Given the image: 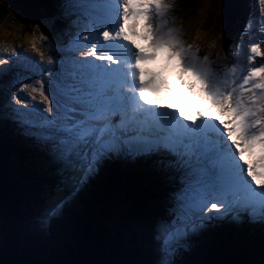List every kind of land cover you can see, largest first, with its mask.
I'll use <instances>...</instances> for the list:
<instances>
[{"label": "snow or ice", "instance_id": "obj_1", "mask_svg": "<svg viewBox=\"0 0 264 264\" xmlns=\"http://www.w3.org/2000/svg\"><path fill=\"white\" fill-rule=\"evenodd\" d=\"M254 3L264 29V0ZM172 7L165 0H56L43 22L65 20L75 31L61 29L68 40L50 48L53 55L32 46L40 62L28 71L40 78L13 85L15 107L7 105L0 121H12L37 144L70 189L95 175L104 162L121 157L153 158L158 168L178 177L168 203L151 221L155 246L149 258L133 264H201L184 254L194 237L224 220L259 226L258 242L250 247L258 246L260 259L238 264H264V62L256 61L264 57V34L253 32L250 21L235 51L214 66L209 54L197 55L199 48L169 25V18L175 19ZM141 16L146 48L133 43L135 25L127 24ZM40 39L48 38L42 34ZM159 53L181 73H190L226 119L202 112L193 117L157 105L151 99L154 78L146 79L142 64ZM8 63L0 59V65ZM5 71L0 69V76ZM37 96L40 103H31ZM245 151H255V160H244ZM63 202L58 192L50 193L48 205L32 222L34 229L42 232ZM30 242L22 229L8 237L0 222V251L9 243L24 248Z\"/></svg>", "mask_w": 264, "mask_h": 264}, {"label": "trees", "instance_id": "obj_2", "mask_svg": "<svg viewBox=\"0 0 264 264\" xmlns=\"http://www.w3.org/2000/svg\"><path fill=\"white\" fill-rule=\"evenodd\" d=\"M185 1L187 14H192L206 0ZM235 1L237 0H208L206 17L199 25L202 36L209 31L210 35H214V39H218L220 34L234 30L236 14L233 12L237 9L234 6L237 3ZM52 6L50 0H0V21L4 18L3 14L7 13L22 26H35L45 14L53 10ZM210 9L214 12L213 16L207 17ZM7 121L0 127V217L3 218L2 223L8 237L16 230L22 229L28 232L31 242L24 248L7 244L0 251V264H8L13 260L27 261L29 264H133L135 261L149 258L137 237L124 240L116 229L117 224L111 228L112 222L121 212L139 221L147 220L151 227L153 218L158 216L168 203L169 195L165 194L167 189L164 188L167 179H158L155 183L156 190H160L158 195L143 199L133 198L139 191V185L138 178L132 173L133 186L127 189L125 199L118 204L114 201L113 191L104 189L98 194L99 207L83 205L76 213L61 211L62 219L57 225L56 233H46L44 229L42 232H34L32 227L21 219L22 215L26 209L43 205L50 193L59 190L61 182H58V174L53 172L56 167L35 162L32 152L22 149V145L17 142L19 136ZM258 239L259 237L256 240L250 237L247 244L236 252H227L219 241L209 243L202 239L199 244L191 245L184 254V259L199 261L201 264L258 261V246L250 247L253 242H258Z\"/></svg>", "mask_w": 264, "mask_h": 264}, {"label": "rangeland", "instance_id": "obj_3", "mask_svg": "<svg viewBox=\"0 0 264 264\" xmlns=\"http://www.w3.org/2000/svg\"><path fill=\"white\" fill-rule=\"evenodd\" d=\"M165 1H168L169 4L174 5V0H165ZM176 2L177 1H175V3ZM254 4L256 5V7L259 6L257 3H254ZM206 6H209V3ZM179 9L180 8L178 5L170 8L169 9L170 17H176L177 16L176 12H178ZM210 10H211V12L209 10L207 12V17L213 16L214 12L212 11V9H210ZM202 13H203V10H200L197 14L191 16L184 23L183 26H185V24L190 19H192L193 17H197ZM3 16L5 17L4 21L0 23V44H1L0 47H2V53L0 54V59H6L9 61V63H8V65H0V69H6L4 74L2 76H0V92L5 94V96H7V101L3 96H0V113H5L8 111L7 109H5V107L7 106V102L10 99L11 92L15 90V88L13 87L14 84H18L19 81L31 83L34 80L40 78L39 73L28 72V69L32 66L31 62L39 58L35 54L37 52L32 51V46L35 45L36 49L39 51H45L48 47L53 49V46H52L53 43L54 44L65 43L63 39L66 38L67 33L61 31V29L68 26L67 28L70 30L68 22L61 20V21H58L56 25H49V24H45L44 22H42L40 24V26L38 27L39 30L36 31L34 29H31L29 31V29H30L29 27H25V28H27V29H25L24 27L20 26L18 24V22L16 20H14V17H12L11 15L4 13ZM257 17H258V13H257V15H255V17L253 19L254 23L251 22V23H253L250 25L251 30L253 32H258V33L264 34V29L261 28L260 21L258 20ZM169 19H171V18H169ZM246 24H248V23L245 21H243V23L241 22V24H239L238 27L240 29V32H242V33L244 32ZM169 25L172 26L170 23H169ZM183 26H181L179 28H182ZM192 26H194V25H192ZM175 29H178V28H175ZM199 29H201V28H199ZM196 30H198V27L196 28ZM53 32H56V35H54ZM42 34H43V36L47 37L48 39L47 40H41L40 37ZM33 37H34V39H33ZM61 37H63V38L60 39ZM11 42H13L12 45L10 44ZM192 42H197V43H199V45L205 44L204 40H200V41L194 40L191 37L188 43H192ZM224 43H225V40L223 37H221L217 42H211L209 44V46L207 45L208 49H216L218 47L219 48L221 47V49H222L221 50L222 53L220 55L221 61H217V66H219V64L222 62L223 58L228 57L229 54L231 53V52L226 51ZM237 44H238V42H236L232 45V47H231L232 52L235 51ZM210 45L212 47H210ZM256 61L257 62H264V57H257ZM32 74H34V75H32ZM31 75L33 76V79L31 77ZM18 95H21L25 99L30 100V98H28L26 96V94L18 93ZM31 103L39 104L40 103L39 97L37 96L36 100L31 101ZM8 104L11 105L12 107H15V105L12 104L11 99H10V102ZM2 122L3 121H0V123H2ZM14 132L17 133V135H19L21 137V139L19 141H21L23 143V147H28V148L35 151L34 153H35V159L36 160H38L39 162L50 161L47 158L46 154L42 151V149L37 144L32 142L30 139L25 137L18 128ZM112 161H113V159L104 162L95 175L87 178L76 189H70V188L66 187L64 184L59 186V190L57 192L60 196H62L64 198V202H63V204L59 210H64V211L66 210V211H70V212L75 213L80 209V207L82 205H85V204H87V205L89 204L90 206L95 207V208L99 207L100 201H99V198L97 197V194L95 196H93V195L88 196L89 195L88 194L87 195L89 197L88 198L86 196L85 192H87L88 189H89L88 192H90V190H92L91 188L95 184L100 186V184H99L100 182L102 184L100 187L98 186L97 192L102 191L103 188H105V187H111L115 193V201L120 202L124 198L123 189L125 188V186L128 185V176L132 170H135L141 176V179H142V181H141L142 189L140 190V192L137 196L139 198L143 199L146 196L155 193V191L153 190V187H152V182H153V179L155 178V176H153L149 180V184L146 186V185H144V180L146 178V175H145V173L141 172V170H143V168L128 167L124 176L120 177V176L116 175L117 178H119L121 181H123V182H121V185H119V188L121 189V193H120V196L118 197V193H116L115 187H113L112 181H111L115 177V175H113L111 177H108L107 175H105L104 178L100 177L101 169L106 164H111ZM121 164H123V163H121L120 160L117 161L115 168L118 170L120 168ZM146 170H147V174L149 175V168H146ZM164 174L167 175L170 173L161 172L157 175H164ZM58 179H60V178H58ZM84 190H85V192H84ZM48 203H49V197H48V199H46V202L43 205H37V206L33 207L32 209H26L25 214L22 215L21 219L24 220L28 224V226L32 227V231L36 232V230H34L33 226H31V225H33L32 220L38 215V213L44 207H46L48 205ZM121 214H122L121 212L119 214H117L114 217V221L117 220L116 224L118 225V227L116 229L118 230V232H120L122 234L123 239L128 240L130 238L137 237V239H139V241H140L142 248L144 247L143 251L150 254L151 250L155 246V242L152 238L151 228H150L149 224L147 223V220L139 221V220H136L134 218H130V217H127L126 215H121ZM59 216L60 215L58 212L55 216H53L52 218H50L47 221L46 225L44 226L45 231H47L48 233H55L56 232V225L59 221ZM2 220H3V218L0 217V222H2ZM226 223L234 224L228 220H224V221H221L218 225L216 224L215 227L219 228L220 226L225 225ZM238 225H240L239 228L244 226V225H242V223L238 224ZM112 228H113V222H112ZM248 230L249 229L246 228L247 232H248ZM255 231L259 232L260 230H255ZM257 232H255V235L257 234ZM202 236H208L209 238H218L220 241H222L224 243V245L228 251L235 249L238 245L241 244V241L243 240L241 238L242 237L241 236V237H239L238 240L235 241L233 238H231L230 234L226 235L225 233L222 234V236H220L218 234H213V233L203 234ZM202 236H196L194 238L199 240L202 238ZM223 236H224V238H223ZM243 238H244V236H243Z\"/></svg>", "mask_w": 264, "mask_h": 264}, {"label": "bare ground", "instance_id": "obj_4", "mask_svg": "<svg viewBox=\"0 0 264 264\" xmlns=\"http://www.w3.org/2000/svg\"><path fill=\"white\" fill-rule=\"evenodd\" d=\"M50 1H56V0H50ZM166 2V1H165ZM202 2V1H200ZM235 2H238L235 1ZM167 3V2H166ZM234 4V3H232ZM236 4V3H235ZM197 5V4H196ZM199 5H201V3H199ZM233 6V5H232ZM236 6V5H234ZM198 7V6H197ZM235 8V7H234ZM226 8H223V10H225ZM196 10V9H195ZM236 10V9H235ZM221 11V10H220ZM205 12V9L203 10V13ZM221 13V12H220ZM225 13V12H224ZM235 13V12H233ZM218 14V13H217ZM229 14V12L227 13ZM209 15V14H208ZM222 15V13H221ZM220 15V17H221ZM219 16V15H218ZM218 16H216L217 18H219ZM235 16V15H234ZM202 17V14L197 16V17H193L192 19L189 20V22L184 26L182 27L181 29H178V31L180 32L181 34V38L186 42L188 43L189 40H190V37H191V33L192 31L195 29V27L197 26L198 22L200 21ZM206 17V16H205ZM224 18V16H223ZM236 18V16H235ZM220 19V18H219ZM254 19V18H253ZM235 20V19H234ZM2 21V20H1ZM0 21V22H1ZM211 21V19H210ZM256 22V21H255ZM219 23V22H218ZM243 23V22H242ZM257 23V22H256ZM220 24V23H219ZM241 24V23H240ZM245 24V23H244ZM194 25V26H192ZM241 26V25H240ZM221 30V29H220ZM189 34V35H187ZM218 34V33H217ZM185 36V37H184ZM216 36V35H215ZM223 43V42H222ZM135 44L137 47L139 48H146L147 47V42L145 40H137L135 41ZM188 44H192L194 47H198L199 48V52L197 53V55L199 56H203L204 54H209V58L210 60L212 61H215L216 64H214V66H217V54L220 53V48H216V49H208L207 47V44L205 43L204 45H199V43L197 42H192V43H188ZM222 45V44H221ZM1 46V44H0ZM212 47V46H211ZM2 53V47H0V54ZM45 55H53L54 52L50 51L49 49L45 50L44 51ZM38 56V55H37ZM35 63H39L40 60L39 58L32 61L31 62V65H33ZM169 70L175 74H179V75H182V79L183 81H185L186 83H191L193 85V89H196L197 91L200 90V85L199 83L195 80V78L190 74V73H181L180 69L175 65V62L174 61H169L168 64H167ZM150 67V68H148ZM148 69L152 70L151 66L148 65L147 66ZM28 72H31V71H28ZM34 75V74H32ZM31 75L32 79H33V76ZM163 105V104H161ZM204 116H207V117H212V116H216L217 119L219 120H223V119H226L225 116L221 115L220 113H218L217 109L215 107H211L210 110H204L203 112ZM12 125V124H11ZM7 127V126H6ZM256 158V152L253 151L252 153V156L251 157H247V156H243V159L244 160H248L249 162H251V160H255ZM121 161V164L120 165V168L117 170L115 167L116 165V162L117 161ZM128 167H138V168H143V170H141V172L145 173L146 175V178L144 180V185H148L149 184V180L153 177V176H156L158 173H161V172H164L163 170H161L160 168H158V166L155 164L154 162V159L153 158H149V157H138V158H135V159H131V158H116V159H113L112 163L111 164H106L100 171V177L104 178L105 175H107L108 177H111L113 175H115V177L111 180L112 181V185L113 187H115V190H116V193H118V197L120 196V193H121V189L119 188V185H121V181L119 178L116 177L117 176H124V174L126 173V170ZM146 168H149V175L147 174V170ZM136 177V176H135ZM138 180V179H137ZM260 180H261V177H257V183H260ZM100 186H101V182L99 183ZM123 184V183H122ZM98 186L97 184H95L90 190V192H84L86 193V196H90V195H93L95 196L96 195V192H97V189H98ZM87 196V197H88ZM89 198V197H88ZM91 199V198H90ZM93 200V199H92ZM95 200V199H94ZM93 202V201H92ZM220 223V222H219ZM219 223H216L217 225ZM216 224H213L211 225L210 227H208L207 229H205L200 235H203V234H210V233H213V234H218L220 236H222V234L226 233V234H230L231 235V238H233L235 241L239 239V237H243L244 236V232H246V228L248 229L249 227H253L255 229H259V226H251V225H248L247 223L241 227V228H238V224H229V223H226L225 225H222L220 226L219 228H216L215 225ZM244 224V223H243ZM229 225V226H228ZM238 230L240 233L239 234H234V230ZM244 230V231H243ZM238 233V232H237ZM241 234V235H240ZM199 236V235H198ZM241 237V238H242ZM224 238V236H223ZM114 239V238H113Z\"/></svg>", "mask_w": 264, "mask_h": 264}, {"label": "water", "instance_id": "obj_5", "mask_svg": "<svg viewBox=\"0 0 264 264\" xmlns=\"http://www.w3.org/2000/svg\"><path fill=\"white\" fill-rule=\"evenodd\" d=\"M115 222H116V220H115V221H113V226L115 225Z\"/></svg>", "mask_w": 264, "mask_h": 264}]
</instances>
